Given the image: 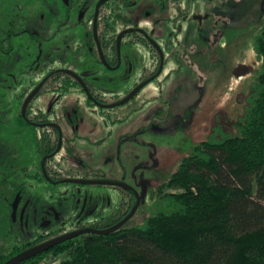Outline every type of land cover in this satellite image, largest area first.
Masks as SVG:
<instances>
[{
    "label": "rangeland",
    "instance_id": "rangeland-1",
    "mask_svg": "<svg viewBox=\"0 0 264 264\" xmlns=\"http://www.w3.org/2000/svg\"><path fill=\"white\" fill-rule=\"evenodd\" d=\"M53 4L50 0H0V166H4L7 173L17 171L12 182L26 185V199L19 207L17 221L15 208L12 211L7 201L13 190L10 186L0 185V247L11 248L17 242H33L41 235L57 238L75 232L83 225L115 218L131 199L128 192L114 186L53 185L48 181H36L23 173V170L28 174L39 172L38 145L43 142L44 132L21 116L23 95L28 93L26 88L30 90L33 83H38L45 75L46 68H56L60 62H65L64 66L74 70L95 93L111 104L135 87L139 70L147 65L145 55L135 53L139 58L138 67L133 70L135 75L128 79L123 75L108 74L89 53H82V57L74 60L68 51L67 40L79 41L84 31L73 27L76 13L68 22L65 12L54 10ZM211 4L216 16L213 21L205 22V29L210 31L211 23H217V30L222 33L221 43L216 47L205 43L201 48L189 49V66L179 69L182 75H187L186 80L155 82L147 86L135 101L109 110L112 117L121 118L125 123L106 121L98 109L87 107L86 95L80 89L69 96L70 101L78 99L76 104L81 100L86 122L98 124L101 129L93 136L96 139L91 144L78 142L75 155H69L65 146L54 161L62 166L57 176L61 181L120 182L140 192L142 182H147L148 194L126 225L129 228L145 224L157 200L156 190L169 177L163 176L157 168L149 169L152 166L151 144L158 151L169 149L184 155L199 140L207 141L214 130L235 134L236 123L244 117L251 88L261 73L262 62L255 47L256 40L262 38L264 26L261 1L213 0ZM19 19L22 23L15 26L13 22ZM19 32L22 33L17 35ZM205 37L207 39L208 33ZM122 70L126 71L125 68ZM176 87L183 89L173 92ZM162 95L164 101L173 104L176 103L172 97L179 95L183 105L192 106V129L180 132L175 129L172 119H167L161 128L147 127L152 122L153 107L156 106L155 111L161 109L152 96L162 100ZM147 98L150 105L141 108L138 114L132 113L138 102ZM56 103L57 98L46 93L33 104L32 113L39 109V113L49 114L50 119L66 130L67 119L63 110L69 103L66 98ZM171 106L163 104L164 114L171 113ZM173 110L172 113H177ZM178 112L184 114L182 110ZM131 128L138 131L134 140L126 143L121 154L117 155L120 132ZM100 138H104V142L98 143ZM182 192L179 189L164 190L165 194ZM66 259L67 255H63L42 264H60Z\"/></svg>",
    "mask_w": 264,
    "mask_h": 264
},
{
    "label": "flooded vegetation",
    "instance_id": "flooded-vegetation-1",
    "mask_svg": "<svg viewBox=\"0 0 264 264\" xmlns=\"http://www.w3.org/2000/svg\"><path fill=\"white\" fill-rule=\"evenodd\" d=\"M50 1L54 3V10H62L65 12L68 22L70 20V16L73 13H76L75 16H77V20L73 27L84 31V36L79 41L74 38L67 40L68 51H70V54L74 60L82 57V53H89L96 62L103 66L108 74L111 73L117 76L123 75L128 79L135 75L134 71L138 67L139 58H136L135 53L142 52L145 55L147 64L145 68L143 67L141 70H139V72H141H138L137 74L138 83H136L135 87L130 90L122 99H119L118 101L111 104H107V102L102 99L100 95L95 93L89 87L86 80L79 76L74 70L64 66L65 62H60L56 68H46L47 71L45 72V75L39 79V82L35 84L33 83V87L30 90H27L26 88L25 91H28V93L23 95L25 96V101L22 107L21 116L32 125L42 129L44 132L42 136L43 142L42 144L38 145V153L40 155V162L38 164L39 172L35 174H28L27 171L23 170V173L36 181H48L53 185L78 184L74 183L73 181L88 180L61 181L57 174L59 173L58 169H60L62 166L57 162L55 163L54 161H56L57 157L60 155L65 146L68 149L69 155H75L78 149V142H88L91 144L93 139H96L93 136L98 134L101 127L98 126V124H90L86 122L87 116L86 113L84 115L82 111L80 102L81 100H79L78 104H76L78 99H73L70 101L71 97L69 98V96L71 93H73V91L76 89H80L86 95L85 103L87 107L98 109L100 116L106 121L113 122L114 124L117 122L123 123L124 120H121V118L116 119L112 117L109 110L125 106L130 102L135 101L140 93L147 88V86L155 82H175L186 80L187 75H182L179 69H183L184 65L189 66V49L191 47H195L197 49L201 48L205 43L210 47H216L222 41V33L220 30H217L218 24L214 22L211 23L210 31H206L205 29V22L213 21L212 19L216 16V12L213 13L211 8V1L213 0ZM260 1L262 4L261 12L264 15V0ZM13 23H15L14 25L17 26V24L22 23V20L19 19ZM21 33L22 32H19L17 35H20ZM206 33H208L207 39L205 37ZM75 41L78 43V45ZM123 68L126 69L125 72H123ZM144 84L146 85L140 89L129 102L121 106L113 107L114 105L124 101ZM182 89V87H176L173 92L176 91L177 93ZM34 92L37 93L29 103L24 115V105ZM46 93L56 97L57 103L58 100L63 101L64 98H66L67 102L72 105L70 106L67 103L68 105H65V109L63 110L67 119L66 130L56 121L50 119L48 116L49 114H46L45 112L44 114L39 113V109H37L35 113H32L33 104L36 103V101L40 99V97H43ZM176 95L172 97L176 104H173L171 101H164L162 99L164 97L163 95L160 97L163 101L155 96H152L159 102L161 109L155 111L154 108L156 106L153 107V112L150 116V118L152 117V122L149 123L147 126L148 128H161L167 119H172L176 124L175 129L179 130L180 132H186L192 129V123L194 121V112L192 111L193 108L192 106L183 105L182 101H179L180 96L178 95V97H175ZM147 100H149V98L140 101L141 103L138 102L136 108L134 107V110H131L132 113L136 112V114H138L144 107L150 105V103L146 102ZM168 103L172 105V111L170 114L166 115L163 112L164 110L162 106L163 104ZM173 109H175L177 113H172L174 111ZM180 110L183 111V115L178 112ZM117 125H120L121 127L124 126L121 124ZM130 131H133V133H128ZM217 131H219V129L216 131L214 130L213 136ZM137 132V129L133 130L132 128L127 131L123 130L120 132L117 146V155L121 154L122 148L126 143L134 140ZM209 139L210 137L208 140ZM104 140V138H100L97 142L102 143ZM205 142V140H199L192 150L184 155H179V153L177 154V152L169 149L158 151L156 146L151 144L152 148L150 160L152 161V166H150L149 169L157 168V170H159L163 176H169L167 179L169 180L183 166L184 159L189 157L193 151L203 147ZM157 158H161V160L159 161ZM81 162L82 164H85L82 159ZM17 175V171L7 173L4 166H0V177L2 178L0 185L5 188L10 186L13 190V193L7 197V201L11 205L12 211L15 208V221H17L16 219L18 218L17 216L20 211L19 207L26 199V185L12 182V180ZM91 181L123 184L120 182L101 180ZM166 181H164L163 184ZM99 186H114L124 190L125 192H128L131 196L130 201L125 204V207H123L122 211L117 217L101 222L106 223L110 220L121 219L117 223L119 224L136 206L138 202L137 193L140 194L141 192L129 185L127 186L131 187L133 189L132 191L116 185L108 184ZM148 188L149 186H147V194ZM101 223H95L90 226L83 225L78 228L77 231L59 236L57 238H50V235H41L33 242H17L11 248L3 246L0 247V250H12L16 246H21L22 244H31L38 241L36 245L24 251L27 252L36 247L82 230L93 229L102 231L117 225L115 224L105 229L94 228L95 225ZM89 235L97 234H84L69 241ZM54 248L50 249L49 251L53 250ZM49 251L41 253L33 258L41 256ZM24 252L20 254H23ZM18 255L11 257L9 260ZM9 260L2 264L7 263ZM29 260L21 264H24ZM49 260L50 258L46 257L45 259L41 260L39 264L48 262Z\"/></svg>",
    "mask_w": 264,
    "mask_h": 264
},
{
    "label": "trees",
    "instance_id": "trees-1",
    "mask_svg": "<svg viewBox=\"0 0 264 264\" xmlns=\"http://www.w3.org/2000/svg\"><path fill=\"white\" fill-rule=\"evenodd\" d=\"M261 36L255 42L261 73L237 132L219 129L185 158L157 189L145 224L83 236L24 264L63 255L67 259L60 264H264V26ZM37 242L0 250V264Z\"/></svg>",
    "mask_w": 264,
    "mask_h": 264
},
{
    "label": "water",
    "instance_id": "water-1",
    "mask_svg": "<svg viewBox=\"0 0 264 264\" xmlns=\"http://www.w3.org/2000/svg\"><path fill=\"white\" fill-rule=\"evenodd\" d=\"M263 11H264V5H263ZM146 84H144L143 86H141L138 90H136L132 95H130L128 98H126L124 101H122L121 103L114 105L113 107L116 106H121L126 104L127 102H129L137 93L140 89H142ZM37 92H34L26 101L24 108H23V114L25 115L27 107L29 105V103L31 102V100L34 98V96L36 95ZM74 183H78V184H83V185H116V186H120L122 188H125L127 190H133L131 187L124 185V184H113V183H108V182H92V181H73ZM147 183L143 182L142 183V191L141 193H137L138 194V202L136 204V206L133 208V210L130 212V214L119 224L115 225L112 228H109L107 230H93V229H86V230H82L67 236H64L62 238L56 239L54 241H51L49 243H46L44 245H41L39 247H36L32 250H29L27 252H24L23 254H20L16 257H14L13 259L9 260L7 263L5 264H21L41 253H44L46 251H49L50 249L54 248L55 246L61 245L71 239L77 238L81 235L84 234H97V235H101V236H107L110 235L118 230H120L121 228L125 227L128 222L136 215L138 209L140 208L142 201L146 198L147 196Z\"/></svg>",
    "mask_w": 264,
    "mask_h": 264
}]
</instances>
